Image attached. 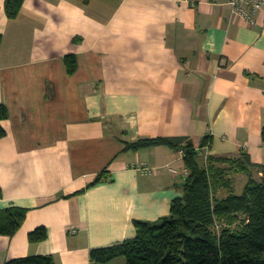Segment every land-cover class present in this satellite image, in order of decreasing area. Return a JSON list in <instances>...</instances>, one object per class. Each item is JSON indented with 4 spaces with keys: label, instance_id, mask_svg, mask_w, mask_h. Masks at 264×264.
Here are the masks:
<instances>
[{
    "label": "crops",
    "instance_id": "1",
    "mask_svg": "<svg viewBox=\"0 0 264 264\" xmlns=\"http://www.w3.org/2000/svg\"><path fill=\"white\" fill-rule=\"evenodd\" d=\"M227 1L25 0L10 20L0 0V210L27 211L0 235V264H95L91 251L134 238L136 221L168 217L188 174L183 150L127 144L188 138L200 163L248 157L261 177L264 7L248 26ZM232 176L244 189L250 174ZM39 227L47 239L30 243Z\"/></svg>",
    "mask_w": 264,
    "mask_h": 264
},
{
    "label": "trees",
    "instance_id": "2",
    "mask_svg": "<svg viewBox=\"0 0 264 264\" xmlns=\"http://www.w3.org/2000/svg\"><path fill=\"white\" fill-rule=\"evenodd\" d=\"M24 1L6 0L8 19L18 17ZM1 44L0 34V47ZM64 62L68 74H74L76 57L68 55ZM8 116V110L0 105V123ZM4 135L0 124V138ZM161 145L184 152L188 174L183 180L182 196L172 201L168 217L155 223L136 221L134 238L92 250L91 260L95 264H107L119 257L125 258L127 264H264V165L257 179L252 176L248 157L210 156L201 164L199 152L188 138L146 139L127 144V148L137 151ZM233 173L250 174L240 195L234 193L229 178ZM102 180L100 175L92 185ZM221 189L227 192L224 198L218 195ZM26 214L21 208L0 210V235H14ZM47 237L46 228L39 227L29 234V241L39 243ZM6 264L55 263L51 256H30Z\"/></svg>",
    "mask_w": 264,
    "mask_h": 264
},
{
    "label": "built area",
    "instance_id": "3",
    "mask_svg": "<svg viewBox=\"0 0 264 264\" xmlns=\"http://www.w3.org/2000/svg\"><path fill=\"white\" fill-rule=\"evenodd\" d=\"M227 4L232 15L243 20L248 26H254L263 10L264 0H228Z\"/></svg>",
    "mask_w": 264,
    "mask_h": 264
},
{
    "label": "rangeland",
    "instance_id": "4",
    "mask_svg": "<svg viewBox=\"0 0 264 264\" xmlns=\"http://www.w3.org/2000/svg\"><path fill=\"white\" fill-rule=\"evenodd\" d=\"M201 164H203V161L201 162ZM223 167H226L227 169H229L228 167L229 166H223ZM234 174V173H233ZM232 174H230V176H231ZM229 176V177H230ZM241 176V175H240ZM232 181H233V189H235L236 191L234 192L235 194H239L240 192H242L243 191V189H240L241 187H242V184H243V179L241 178V179H236V182H235V179H234V177L232 176V178H230ZM234 182H235V184H234ZM237 189H239L240 191H238Z\"/></svg>",
    "mask_w": 264,
    "mask_h": 264
}]
</instances>
